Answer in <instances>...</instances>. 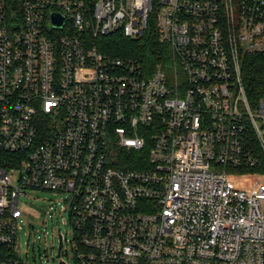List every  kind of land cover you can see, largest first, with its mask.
<instances>
[{"label":"built area","instance_id":"built-area-1","mask_svg":"<svg viewBox=\"0 0 264 264\" xmlns=\"http://www.w3.org/2000/svg\"><path fill=\"white\" fill-rule=\"evenodd\" d=\"M150 25L165 68L103 50ZM250 54H264V0H0V264H31L29 190L67 196L59 262L264 264ZM133 151L148 154L128 158L139 167L113 164Z\"/></svg>","mask_w":264,"mask_h":264},{"label":"rangeland","instance_id":"rangeland-1","mask_svg":"<svg viewBox=\"0 0 264 264\" xmlns=\"http://www.w3.org/2000/svg\"><path fill=\"white\" fill-rule=\"evenodd\" d=\"M66 197L64 193L55 195L51 191L29 190L28 195L22 198L20 206L27 218L23 220L20 249L22 256L31 264L59 263V235L73 236L70 222L63 221V218L69 219L70 214L60 211L57 206H61ZM65 259L68 264H76L72 254Z\"/></svg>","mask_w":264,"mask_h":264},{"label":"trees","instance_id":"trees-1","mask_svg":"<svg viewBox=\"0 0 264 264\" xmlns=\"http://www.w3.org/2000/svg\"><path fill=\"white\" fill-rule=\"evenodd\" d=\"M109 42L103 48L113 55L133 56L140 60L146 69L153 70L158 66L166 67L172 61L171 47L160 41L156 28L150 25L144 36L138 40L119 34L108 37ZM243 80L249 99L252 102L264 100V54H250L243 59ZM143 155V156H142ZM140 152H120L113 163L119 168H137L139 165L128 158L145 157Z\"/></svg>","mask_w":264,"mask_h":264},{"label":"water","instance_id":"water-1","mask_svg":"<svg viewBox=\"0 0 264 264\" xmlns=\"http://www.w3.org/2000/svg\"><path fill=\"white\" fill-rule=\"evenodd\" d=\"M52 18H53L54 26L62 27L64 25V19L60 14L53 13ZM62 247H63V242H62V240H60L59 248H58V255H60ZM59 264H66V263H65V261L62 260L59 262Z\"/></svg>","mask_w":264,"mask_h":264}]
</instances>
